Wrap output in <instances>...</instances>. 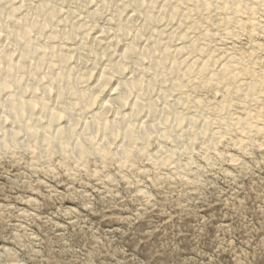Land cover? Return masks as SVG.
Segmentation results:
<instances>
[{
	"label": "rangeland",
	"instance_id": "obj_1",
	"mask_svg": "<svg viewBox=\"0 0 264 264\" xmlns=\"http://www.w3.org/2000/svg\"><path fill=\"white\" fill-rule=\"evenodd\" d=\"M261 1H253L258 6L254 13L233 15L215 8L191 12L186 22L195 26L190 28L186 43L201 36L199 44L211 45H205L203 54L197 53L200 62L202 57L213 56L218 59L217 69L230 49L252 71L243 72L236 79L240 82L233 80L230 87L241 84L237 93L230 90L229 105L223 108L234 125L229 133L218 125L219 118L225 116L217 108L224 94L222 86L218 92L212 83V88L210 83H194L185 90L190 101H199L202 107L185 104L181 109L191 114L206 112L213 121L210 131L223 132L217 148L208 150L197 140L191 151L169 157L170 162L168 157L158 162L145 154L136 156L134 150L127 166L111 155H102L103 159L90 152L84 160L75 161L68 148L65 153L51 155L40 154L39 147L37 151L17 147L0 152V264H264ZM214 3L220 5L221 0ZM187 4L185 9L192 6ZM241 18L254 19L255 24L248 21L241 25ZM160 26L167 27L165 22ZM97 32L99 29H94L93 33ZM254 76L259 78V94L251 101L245 91ZM197 77L195 82L200 79ZM98 78L97 70L84 86L95 84ZM102 95L94 110L102 106L107 94ZM248 112L263 122L259 124L262 132L241 131L238 124ZM165 143L173 146L172 141ZM158 144L152 138L146 153L154 154Z\"/></svg>",
	"mask_w": 264,
	"mask_h": 264
},
{
	"label": "bare ground",
	"instance_id": "obj_2",
	"mask_svg": "<svg viewBox=\"0 0 264 264\" xmlns=\"http://www.w3.org/2000/svg\"><path fill=\"white\" fill-rule=\"evenodd\" d=\"M253 1L221 0L216 5L214 0H0V152L39 147L40 154L51 155L68 148L75 161L90 152L111 155L125 165L134 150L136 156L145 154L158 162L168 157L170 162L169 157L191 151L197 140L208 150L217 148L223 132L210 131L213 121L204 109L200 114L181 109L185 104L202 107L190 101L185 90L194 83H210L211 88L212 83L215 91L223 88L217 106L223 111L233 80L252 71L230 49L232 55L226 50L217 69L213 56L202 57L201 63L197 53L203 54L206 44H199L201 36L185 42L194 26L186 22L191 12L215 8L233 15L254 13L258 6ZM188 2L192 6L185 9ZM248 21L255 24L254 19ZM248 21L241 18L238 23ZM163 22L167 27L160 26ZM97 70L98 80L85 87ZM197 75L201 80L195 82ZM256 76L246 85L249 100L258 93ZM238 84L233 86L236 93ZM104 93L102 106L94 110ZM253 115L248 112L237 121L243 133L262 132L264 118L260 115V123ZM219 122L220 130L228 133L234 127L227 115ZM152 138L160 144L154 154L146 153Z\"/></svg>",
	"mask_w": 264,
	"mask_h": 264
}]
</instances>
